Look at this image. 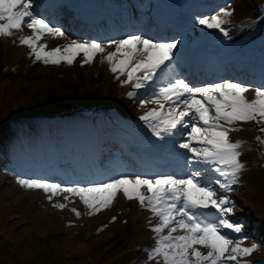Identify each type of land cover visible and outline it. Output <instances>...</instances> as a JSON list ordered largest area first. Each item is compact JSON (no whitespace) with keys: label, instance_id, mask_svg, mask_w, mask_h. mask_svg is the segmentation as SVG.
Listing matches in <instances>:
<instances>
[{"label":"snow or ice","instance_id":"obj_1","mask_svg":"<svg viewBox=\"0 0 264 264\" xmlns=\"http://www.w3.org/2000/svg\"><path fill=\"white\" fill-rule=\"evenodd\" d=\"M33 4L34 0H0V37L21 33L17 37L19 44L29 49L28 54L34 61L46 65H71L78 57H82L83 64H92L99 57L100 63H106L118 80L126 77L120 82L133 89L127 92L129 98L137 95L136 90L156 80L174 58L177 40L157 42L141 34L110 39L106 44L95 39H70L50 48L45 37L67 39L65 32L35 13ZM232 15L230 7H222L216 14L198 18L195 22L227 37L229 32L224 26L230 24ZM25 28L30 30L29 35L22 34ZM249 92L253 93L251 99L247 95ZM140 104L147 110L139 119L159 140H164L165 135L171 136L181 127L186 131V139L179 143V148L191 153V159L183 174L125 173L106 182L71 186L39 178H21L18 184L23 188L42 190L50 202L63 194L66 203H52V207L60 210L68 207L70 197H78L88 209L87 215L110 207L120 194L126 200L136 201L151 213L149 223L154 243L147 250V259L156 264H251L245 258L259 246L254 242L243 246L246 237L235 238L223 231L227 229L240 234L242 226L226 218L233 207L221 191L227 193L238 183L246 168L241 157L245 151L252 150L246 140H233L230 134L246 131L242 125L249 122L264 125V84L252 87L224 79L193 86L183 78H172ZM149 104L153 107H147ZM259 131L264 133V127ZM254 140L260 149H264V136L256 135ZM209 173L217 174L223 180ZM208 209H215L219 215L209 214L205 211ZM70 210L77 218L81 215L75 207ZM112 219L114 221L115 217Z\"/></svg>","mask_w":264,"mask_h":264},{"label":"rangeland","instance_id":"obj_2","mask_svg":"<svg viewBox=\"0 0 264 264\" xmlns=\"http://www.w3.org/2000/svg\"><path fill=\"white\" fill-rule=\"evenodd\" d=\"M256 2L259 0H249L247 5L254 8ZM7 57L8 51L5 49L4 59V47H0V65L3 67L7 66L5 62L15 63L8 61ZM38 74L37 69H25V65L16 75L3 74L0 69V120L33 106L48 87L52 88L53 85L49 84L52 75H45L49 82L34 83ZM92 75L84 70L86 79ZM11 189L10 184L0 180V264H110L111 254L105 253V245L118 235L117 242L127 247L132 237L128 226L123 231L124 227L111 226L104 233L95 235L92 228L96 220L78 231H63L60 215L53 216L48 210H39L52 216L41 214L30 208V205L34 206L32 202L25 204L31 194L15 195ZM235 194L242 205L241 213L250 210L245 214L249 215L247 220L250 223L251 218L264 220V170L249 171L244 185Z\"/></svg>","mask_w":264,"mask_h":264},{"label":"bare ground","instance_id":"obj_3","mask_svg":"<svg viewBox=\"0 0 264 264\" xmlns=\"http://www.w3.org/2000/svg\"><path fill=\"white\" fill-rule=\"evenodd\" d=\"M5 49L8 51V57H7L8 59L7 60L10 62H15L16 60L19 59L20 55H22L21 49H14L12 47H9V45H8V47H5ZM106 79L109 80V78H106ZM107 84H109V82H107ZM35 200H39V196L37 197V199L33 198L31 201L32 205H34L33 207L38 209L36 207V205L33 204ZM38 210H40V209H38ZM40 211H43V210H40ZM140 217H141L140 213H138L136 211H131L130 221H131L132 228L134 230V234H135L134 235L135 236L134 241L136 242V244H141L147 239V234L143 230V225L141 223Z\"/></svg>","mask_w":264,"mask_h":264},{"label":"trees","instance_id":"obj_4","mask_svg":"<svg viewBox=\"0 0 264 264\" xmlns=\"http://www.w3.org/2000/svg\"><path fill=\"white\" fill-rule=\"evenodd\" d=\"M71 88H74V90H76V92L78 91V86H77V84H73V85H71V86H69V89H71ZM65 88H63V89H61L59 92H57V94H63V93H65ZM75 91H73V90H71L70 91V99H78V94L76 93ZM52 95H55V93L54 92H52L51 93ZM54 97H56V96H54Z\"/></svg>","mask_w":264,"mask_h":264}]
</instances>
